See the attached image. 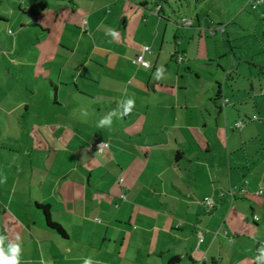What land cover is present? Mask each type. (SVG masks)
I'll list each match as a JSON object with an SVG mask.
<instances>
[{
  "label": "crops",
  "instance_id": "1",
  "mask_svg": "<svg viewBox=\"0 0 264 264\" xmlns=\"http://www.w3.org/2000/svg\"><path fill=\"white\" fill-rule=\"evenodd\" d=\"M8 1L19 33L0 44V176L7 177L0 234L6 246L18 230L21 264L88 257L94 264H256L264 246L254 244L264 237V130L247 126L264 120L247 111L252 100L258 112L264 90L251 99L244 87L226 89L232 43L245 38L229 27L241 10L229 14L227 3H263L201 0L221 2L216 12L231 19L213 28V36L226 35L232 57L222 53L212 74L190 51L199 32L189 31L192 20L181 24L186 0ZM10 19L0 14V22ZM145 46L150 53L142 54ZM9 72L14 77H1ZM202 73L211 76L204 89ZM129 98L130 115L97 126ZM100 142L109 144L102 153ZM37 205L48 206L65 238L45 227Z\"/></svg>",
  "mask_w": 264,
  "mask_h": 264
},
{
  "label": "rangeland",
  "instance_id": "2",
  "mask_svg": "<svg viewBox=\"0 0 264 264\" xmlns=\"http://www.w3.org/2000/svg\"><path fill=\"white\" fill-rule=\"evenodd\" d=\"M0 1H1L0 14L4 13L7 17L12 18L6 22L5 21L0 22V44H3L4 46L6 45V42H8V40L10 41L13 37L18 36L19 27H18V23H16V20L18 19L17 16L18 10L16 6H13L12 8L14 9L12 10L8 0H0ZM16 3L18 5L19 1H17ZM219 3L217 2L208 3L200 0L196 4V0L181 1V6H179V9H181L180 10L181 17L187 20H192L194 24L195 29H191L189 31H192L194 33L197 32L200 33V34L197 33V35H195V37L190 42L191 45L190 51L192 52V55L193 54L195 55V51L197 49L198 58L199 60L203 61L200 63L206 64L205 68H207V70L208 68L211 69L212 74H214L216 72L215 70L216 63L218 61L220 62L225 61L226 56L227 58L232 57V53L230 51L228 42L226 41L227 40L226 35L224 36L221 35L219 33L220 30H217V35L213 36L212 35L213 28L214 27L216 28L220 25L225 27L229 24L228 21L232 19L231 21H233L234 23L229 26L230 29H234L236 33H238L241 36H245V38H240V39L238 38L236 42L232 43V46L234 47L233 52H235L236 58L233 59L234 73L231 75L232 77L231 80L226 81L227 82L226 89L229 91L231 88L230 86L232 85L233 86L238 85L244 87V90H246V92L250 95L252 99L253 95H256L264 90V19L261 18L262 11H264L263 10L264 3L262 7L257 8L258 10L252 7L253 6L252 2L227 3V5L229 6V14H237V12L241 10V13L239 15L232 17L231 19H228L227 14L225 13L226 11L223 13L220 11L216 12L217 8L215 7V5ZM149 6L151 7V9H154L153 5L151 6L149 4ZM212 7L213 9H211ZM13 11L15 12L13 13ZM194 13H197V15L199 16L200 29L198 28V23L196 22ZM252 33L255 35L256 38L254 37V35H252ZM185 39L188 41L187 35ZM198 44L199 47L197 48ZM10 48L12 50L13 47L10 46ZM20 49L21 47L18 44L16 47V53H19ZM213 49H217L218 55H215ZM206 50H207V54H206ZM224 52L227 54L226 56L222 57V53ZM21 53L24 54V51H21ZM215 56H217L218 58ZM225 70H227V67H225ZM217 74L218 75L221 74L220 69H218ZM14 75L15 77H18L17 76L18 72L17 75L16 74ZM22 76L25 77L24 71L22 72ZM1 77H14V76L12 75V72L11 73L9 72L7 73V75H1ZM191 77H195V76L191 75ZM201 77L202 79L200 83L202 85V89H204L205 86L207 85L206 80L208 81V79H210L209 77L211 76L208 73H202ZM236 81H238V83H236ZM251 84H253V90H254L253 93L251 92ZM258 106H260V109L258 110L257 113L252 111V100H251L249 102V108L247 112L249 113L250 117L252 116V114H254L257 115L259 119L262 118L264 120V109H263L264 103L258 104ZM258 118L253 122H258L259 120ZM259 125L261 126L259 127ZM255 126L259 127L261 131L264 130V122L260 124L252 123L247 127L248 129L251 128L253 129L255 128ZM261 127L263 128V130ZM17 234L19 235L18 230L10 231L8 242L13 241ZM229 237H232V235H229ZM254 244H256V246H258V244L259 246L261 244H264V237L256 239V241H254Z\"/></svg>",
  "mask_w": 264,
  "mask_h": 264
},
{
  "label": "clouds",
  "instance_id": "3",
  "mask_svg": "<svg viewBox=\"0 0 264 264\" xmlns=\"http://www.w3.org/2000/svg\"><path fill=\"white\" fill-rule=\"evenodd\" d=\"M257 3H264V0H257ZM113 37L118 36V33L112 32ZM164 68L161 66L157 69L155 73L156 79L164 78ZM135 106V101L131 98L123 102L122 111L119 109H114L109 112L106 116L102 117L97 126L98 127H108L110 128L113 123V117L123 119V117L131 114L132 109ZM7 181L6 176H0V184H4ZM20 236L17 234L15 239L7 243L5 247V242L8 240L6 235L0 234V264H21L22 246L20 241ZM259 255L256 257V264H264V246L258 249ZM84 264H94L91 257L85 258ZM98 264V262H97Z\"/></svg>",
  "mask_w": 264,
  "mask_h": 264
},
{
  "label": "built area",
  "instance_id": "4",
  "mask_svg": "<svg viewBox=\"0 0 264 264\" xmlns=\"http://www.w3.org/2000/svg\"><path fill=\"white\" fill-rule=\"evenodd\" d=\"M259 4V3H257ZM159 9V8H158ZM157 9V10H158ZM181 24L184 25V26H190L191 25V22L189 20H186V19H182L181 20ZM150 48L145 46L142 48V54H145V53H150ZM177 58H178V61L180 62L182 60V57L181 56H178L177 55ZM140 66L144 67V68H148L149 67V62L143 60V59H139L138 60ZM253 120H256L257 118L256 117H253L252 118ZM243 126V123L240 121V122H237L235 124V128H241ZM109 147V144L108 143H97L95 145V149L98 153H102L105 149H108ZM119 182H122V179L119 180ZM241 192H245L244 190H242ZM123 200H125V196H122L121 197ZM204 205L208 206V207H211L212 208V201L211 200H205L202 202ZM254 220L257 221L258 218L257 217H254ZM224 235H226V232L224 233ZM199 240L201 241V237H199ZM232 240V238L230 239V241Z\"/></svg>",
  "mask_w": 264,
  "mask_h": 264
},
{
  "label": "trees",
  "instance_id": "5",
  "mask_svg": "<svg viewBox=\"0 0 264 264\" xmlns=\"http://www.w3.org/2000/svg\"><path fill=\"white\" fill-rule=\"evenodd\" d=\"M37 206L43 212V216H44V219H45V227L48 230H51V231H53V232L57 233L58 235H60V236L65 238V232L62 229V227L60 225L52 222V220L50 219L48 206H41V205H37ZM177 261H178V259L174 258V259L171 260L170 264H175V263H177Z\"/></svg>",
  "mask_w": 264,
  "mask_h": 264
}]
</instances>
